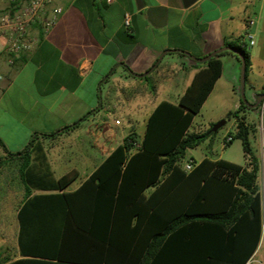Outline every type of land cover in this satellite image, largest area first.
<instances>
[{
  "label": "crops",
  "instance_id": "crops-1",
  "mask_svg": "<svg viewBox=\"0 0 264 264\" xmlns=\"http://www.w3.org/2000/svg\"><path fill=\"white\" fill-rule=\"evenodd\" d=\"M20 2L0 0V11ZM54 8L62 10L55 24L47 31L39 22L31 25L29 36L37 42L13 65H7V54L1 51L0 42V140L8 151L21 150L32 135H39L36 143L43 145L52 172L64 170L54 178L73 177L65 193L75 192L129 134L134 133L141 141L144 133L139 136L132 126L120 122L133 110L136 87L146 77L136 78L133 74L146 73L167 50L200 59L241 39L250 57L245 80L250 102L264 94V88L255 86V69L264 70V0H198L188 8L183 6V0H52L48 11ZM126 13L130 15L129 29L123 24ZM219 55L222 72L206 100L223 79L226 61L232 76L225 82L239 81V59L224 52ZM205 67V63L192 61L182 53L163 56L150 73L155 76V89L161 98L144 125L158 104H177ZM178 82L180 91L176 89ZM230 88L234 92V86ZM239 105L240 99L236 110ZM84 121L89 122L86 127ZM72 125L75 127L65 129ZM212 142L213 139L208 147ZM201 154L199 159L184 158L181 167L184 169L190 159L194 168L205 158L219 160L212 159L208 149L201 150ZM256 156L260 162L256 186L262 233L245 264H264V170L261 154ZM153 192L149 188L144 195L149 197ZM37 194L45 193H32ZM17 211L15 238L0 249V256L8 258L4 264H117L122 260L127 264H196L193 251L199 236L182 233L181 224H171L174 230L163 234L160 230L166 228L165 224L133 223L126 227L127 234L115 233L114 237L125 236V240L114 239L110 245L101 239L102 226L96 228L97 238L93 239L84 228L57 223L49 227L60 230V236L64 232L62 238L20 241Z\"/></svg>",
  "mask_w": 264,
  "mask_h": 264
},
{
  "label": "trees",
  "instance_id": "trees-1",
  "mask_svg": "<svg viewBox=\"0 0 264 264\" xmlns=\"http://www.w3.org/2000/svg\"><path fill=\"white\" fill-rule=\"evenodd\" d=\"M226 46L242 55L247 76L250 57L246 45L240 39ZM224 54L238 59L231 52ZM219 56L205 63V69L195 76L177 104L162 102L156 106L140 142L134 133L129 134L75 192H64L73 177L54 178L43 145L36 143L39 135H32L17 153L8 151L0 140L3 162L15 168L24 190L17 211L19 240H56L64 232L60 236V230L49 226L72 223L93 239L97 238L96 228L102 226L101 239L111 245L114 239L125 240V236L114 237L115 233L127 234L126 227L133 223L165 224L160 230L163 234L174 230L171 224H181L182 233L199 236L193 251L196 264H245L262 233L256 186L260 162L249 142L252 130L245 118H238L248 108L240 101L232 114L237 129L229 134L232 141H241L244 167L208 158L189 173L181 167L187 150L212 141L216 134L211 129L198 134L189 130L221 75ZM149 188L154 192L145 197ZM33 191L45 194L32 195ZM6 261L8 258L0 256V264ZM117 264L127 263L122 260Z\"/></svg>",
  "mask_w": 264,
  "mask_h": 264
},
{
  "label": "rangeland",
  "instance_id": "rangeland-1",
  "mask_svg": "<svg viewBox=\"0 0 264 264\" xmlns=\"http://www.w3.org/2000/svg\"><path fill=\"white\" fill-rule=\"evenodd\" d=\"M258 43L259 41L256 40L255 47H258ZM255 72L257 75L255 86L264 88V70L257 68ZM231 76L232 68L230 63L226 61L224 63L223 79L218 82L214 93L202 105L199 113L194 116L189 131L197 134L205 133L222 120L225 121V125L218 129L214 135L211 147H208L210 141H205L195 150L188 151L185 159L189 156L199 159L202 155L201 150L208 149L212 159H221L236 165H244L241 141L234 139L231 143H224V138L229 134H234L237 129V121L236 118L232 117V114L236 112V104L240 99L239 81L225 82ZM142 80L141 85L136 87V94L131 103L133 110L131 109L129 115L120 120L121 123L132 126L139 136L144 133L146 116L149 115L154 105L161 98V94L156 92L155 89L157 82L154 74H150ZM178 85L176 89L180 91L181 84L178 82ZM231 85L234 86V92L230 88ZM105 90L106 87L102 91L105 92ZM245 97L250 103L251 97L247 87ZM103 99L105 101L104 95ZM138 107H140V112L137 111ZM128 116L133 118L132 121L128 119ZM238 118H245L246 125L252 130L249 134L250 145L257 155L261 154V147L264 145V103L255 110H244L243 114H238ZM88 123V121H84L83 127H86ZM21 150L13 148L10 152L17 153ZM206 155L208 156V154ZM3 156V151L0 149V249H2V244L11 242L15 238V214L24 199L23 186L18 179L17 172L13 166L3 162ZM63 171L54 169V177H60Z\"/></svg>",
  "mask_w": 264,
  "mask_h": 264
},
{
  "label": "built area",
  "instance_id": "built-area-1",
  "mask_svg": "<svg viewBox=\"0 0 264 264\" xmlns=\"http://www.w3.org/2000/svg\"><path fill=\"white\" fill-rule=\"evenodd\" d=\"M52 0H21L20 4L13 8L0 11V42L3 43L2 52L7 54V65H13L21 54L32 50L37 40L29 36L31 25L39 22L44 31L49 30L61 14L60 8H54L50 12L48 7ZM124 26L129 29L130 15L124 14ZM250 25L253 24L251 21ZM245 37L251 39L249 34ZM243 43V41L241 40ZM253 42H251V45ZM0 51V57H1ZM263 104V103H262ZM232 141V136L227 135L224 143ZM195 163L192 159L184 164V171L189 173L194 169ZM261 167L264 170V145L261 147Z\"/></svg>",
  "mask_w": 264,
  "mask_h": 264
},
{
  "label": "water",
  "instance_id": "water-1",
  "mask_svg": "<svg viewBox=\"0 0 264 264\" xmlns=\"http://www.w3.org/2000/svg\"><path fill=\"white\" fill-rule=\"evenodd\" d=\"M198 0H183V6L185 8L190 7L191 5H193L195 2H197ZM182 53L184 55H187L192 61L195 62H200V63H206L207 61H209L210 59L214 58L215 56H218L219 54L223 53V52H231L232 54L236 55L240 61V76H239V95H240V101L244 104V106H246L248 109L250 110H255L259 107L260 104L264 103V94L260 95L259 98L256 100V102L254 104L249 103L246 100L245 97V80H246V65H245V61L244 58L242 57V55L235 50L233 47H229V46H225L222 48H219L217 50H215L214 52L208 54L207 56H205L204 58H200V59H196L193 58L191 56H189L188 54L178 51V50H167L165 52H163L161 54V56H159L158 60L156 61V63L152 66V68L150 70H148L146 73L142 74V75H136L133 74V76H135L136 78H143L145 76H147L148 74H150L155 68L156 66L159 64V62L161 61V59L163 58V56H165L168 53ZM99 96H100V91H99ZM99 106H101V101H99ZM225 125V121L222 120L220 122H218L217 124H215L214 126H212L210 132L211 133H216L218 131V129H220L222 126Z\"/></svg>",
  "mask_w": 264,
  "mask_h": 264
},
{
  "label": "flooded vegetation",
  "instance_id": "flooded-vegetation-1",
  "mask_svg": "<svg viewBox=\"0 0 264 264\" xmlns=\"http://www.w3.org/2000/svg\"><path fill=\"white\" fill-rule=\"evenodd\" d=\"M256 102V100H254V101H252V102H250L251 104H254Z\"/></svg>",
  "mask_w": 264,
  "mask_h": 264
}]
</instances>
